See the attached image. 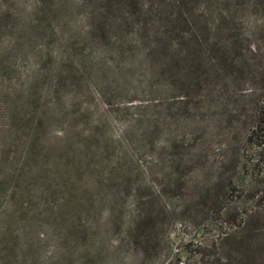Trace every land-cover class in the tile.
<instances>
[{
  "label": "rangeland",
  "instance_id": "1",
  "mask_svg": "<svg viewBox=\"0 0 264 264\" xmlns=\"http://www.w3.org/2000/svg\"><path fill=\"white\" fill-rule=\"evenodd\" d=\"M124 10L0 0L1 156L23 160L26 186L0 205V264H264V161L247 141L264 115V0L205 10L187 89L156 53L148 78ZM229 32L228 66L212 43Z\"/></svg>",
  "mask_w": 264,
  "mask_h": 264
},
{
  "label": "trees",
  "instance_id": "2",
  "mask_svg": "<svg viewBox=\"0 0 264 264\" xmlns=\"http://www.w3.org/2000/svg\"><path fill=\"white\" fill-rule=\"evenodd\" d=\"M109 8H124L125 17H131L135 15L134 29L132 30V36H126V44L129 50H133L134 47L143 46V62L145 67L149 69L148 78L152 80L153 71L156 61H161L163 65L173 67L174 63H177L176 71L180 74L179 87L191 88L192 83L190 78L197 79L200 74V70L204 61V32H205V10L215 8L217 3H225L227 0H101ZM135 5L136 11L129 10V7ZM161 9H167V13L163 16L160 14ZM221 12V18L225 21L230 30L232 28L231 20L232 14H226ZM147 19H156L161 21L156 27L147 25V20L143 23H137V19L140 17ZM230 17V18H229ZM231 19V20H230ZM228 30V31H229ZM121 31V30H120ZM124 35L126 32L123 31ZM238 35L229 32L227 38L220 44L216 40L213 41V46L219 44L220 57L223 61L227 62V65H232L236 61L237 54L228 52L229 48H233L236 42H238ZM229 47V48H228ZM157 49V52L154 49ZM230 50V49H229ZM227 52V53H226ZM154 53L157 54L158 60L153 59ZM225 53V55H224ZM236 54V55H235ZM170 59H174L171 62ZM199 85L198 80H196ZM9 93V92H5ZM3 115L7 121L12 119L11 108L4 106ZM2 115V114H1ZM26 117V118H25ZM22 116V119L30 120V129L37 130L42 126L43 120L41 116H37L35 120L31 117ZM6 122V126H7ZM4 126V127H6ZM247 141L252 145H255V153L257 154L256 161H264V115L263 110H260L255 122L249 127L247 134ZM32 142L28 141L24 146V159L30 152V146ZM2 149L0 148V205L7 200L10 202L13 199L15 185L20 184L26 188L25 183H19L20 173L24 169L23 160L16 164L9 156V152L5 156H1ZM257 163V162H256ZM18 165V166H17ZM18 167V172L15 173L14 169ZM19 180V181H18ZM7 196V199H6ZM239 263L241 261H238Z\"/></svg>",
  "mask_w": 264,
  "mask_h": 264
}]
</instances>
